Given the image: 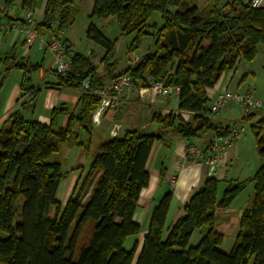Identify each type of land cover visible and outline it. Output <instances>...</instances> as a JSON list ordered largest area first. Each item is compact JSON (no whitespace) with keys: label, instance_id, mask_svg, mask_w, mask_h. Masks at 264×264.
<instances>
[{"label":"trees","instance_id":"16d2710c","mask_svg":"<svg viewBox=\"0 0 264 264\" xmlns=\"http://www.w3.org/2000/svg\"><path fill=\"white\" fill-rule=\"evenodd\" d=\"M14 3L4 0V6ZM36 4L37 0H21L22 6L31 9ZM65 5L69 8L63 12ZM78 12L72 0H46L36 29L49 31L54 21L64 31ZM154 13L161 15L159 28L149 23ZM89 17H115L120 35H133L128 53L140 47L144 36L153 35L152 48L129 74L137 86L161 80L179 87L178 110L189 112L191 118L157 111L153 116L159 125L156 131L132 129L105 139L90 167V192L84 200L80 194L71 196L63 206L57 194L68 171L63 168L61 146L81 145L78 130H87L100 99L82 93L79 110L70 113L66 127L58 124V116L66 113L62 108L52 110L50 124L28 120L20 109L15 110L0 130V264H264V134L260 128L255 136L263 162L251 177L231 182L220 199L219 180L207 178L165 234L172 199V193H166L152 213L138 256V242L131 250L123 247L127 237L141 231L134 213L149 184L147 161L154 141H166L169 134L190 139L216 131L207 89L239 60L256 57L257 45L264 43V6L252 7L240 0H206L202 7L197 0H94ZM86 36L105 49L101 62L106 72L100 73L89 56L73 51L70 70L56 74L57 85L79 89L88 76L92 84L100 85L113 78L119 64L116 42L93 24ZM1 62L9 64L6 71L24 72L23 92L33 88L31 73L39 64L11 62L8 57ZM248 116L246 112L240 121L246 122ZM252 183L250 206L243 210L236 243L226 253L220 249L224 236L215 229V211L230 207ZM86 226L89 233L80 242ZM201 227L208 230L191 244Z\"/></svg>","mask_w":264,"mask_h":264},{"label":"crops","instance_id":"0c3cea01","mask_svg":"<svg viewBox=\"0 0 264 264\" xmlns=\"http://www.w3.org/2000/svg\"><path fill=\"white\" fill-rule=\"evenodd\" d=\"M205 1L197 0V5L202 7ZM219 1L226 3L229 0ZM240 1L243 4L248 3L247 0ZM1 2L3 4L0 3V8L5 5L4 0H1ZM45 3L46 0H44L42 12L37 11L35 7L33 8L37 23L43 20ZM14 5L19 18L14 19L12 17L13 12H11L8 20L13 23L16 22L18 29L0 31V59L8 57L11 62L22 61L27 65L39 64V68L32 71L33 88L25 93L21 89L24 72L18 68H11L6 71L9 64L7 62L0 63V130L7 124L11 114L18 109L22 111L24 117L28 120L50 124L52 110L62 108L66 113L58 116V124L66 127L70 119V113H77L79 110L80 90L57 85L56 78L50 72L52 55H49L48 51L42 47L39 39H34L31 43L26 42V36L20 30L22 26L21 0H15ZM262 5L264 6V0H262ZM66 31L67 29L63 31V37L67 40L71 49L92 58L93 65L96 66V63H94L96 57L102 59L105 49L89 39L88 48L91 52L79 51L73 38L64 36ZM148 51H150V48H147L142 54ZM132 53L142 55L136 51L130 52L128 55ZM252 61H247L248 63L242 66V60H239L232 71L222 74L215 86L207 89L209 106L217 92L224 88L238 92L250 91L254 96L264 99V94H259L254 84L257 81V76L261 78L260 81L264 82V64L262 72L257 75L256 70L249 65V62ZM15 71H18L19 75L16 74L12 82L8 84L11 75ZM139 87L133 92L124 94V104L117 110H101L98 106L93 113L87 130H78L81 145L63 144V168L68 171V175L62 180L57 194V198L63 206L73 196L80 180L92 178L90 167L99 145L105 139L122 136L126 131L132 129H141L148 132L156 131L159 125L153 119V116L157 111L162 112L164 115L170 112L181 113L186 120L191 118L189 112L178 110L179 93L166 99L157 97L152 100L150 87ZM237 106L240 105L229 102L224 107V111L214 117V122L229 126L240 121L246 112L243 109L242 115H234L233 111ZM256 112L260 113L261 117H256ZM225 120L227 122H223ZM247 123L251 128V132L245 131L235 141L232 148L220 155L217 174H212L209 165L205 162L183 161L180 159L187 144H205L206 134L190 139L169 137L166 141H154L147 161V170L150 176L149 184L142 190L134 213V220L140 224L141 231L126 238L123 244L126 250H131L135 242H138L139 247L136 257L138 256L150 226L152 213L166 193L171 192L172 199L165 222V234L183 216L186 204L207 178L216 177L219 180L218 192L221 186L223 195L231 182L246 180L257 171L258 166L253 162L252 147H255L254 149L257 152L255 129H262L261 134H264V111H250ZM195 140L196 142H194ZM236 163L240 164L238 173L233 172L232 168ZM85 183L86 181L82 186H85ZM250 185L254 187L253 183Z\"/></svg>","mask_w":264,"mask_h":264},{"label":"built area","instance_id":"2783aa9c","mask_svg":"<svg viewBox=\"0 0 264 264\" xmlns=\"http://www.w3.org/2000/svg\"><path fill=\"white\" fill-rule=\"evenodd\" d=\"M247 2L252 7L262 6V0H247ZM16 10L14 4L0 8V31L18 29L16 22L13 23L8 20L11 12H13L12 17L14 19L17 20L19 18ZM20 10L22 11V26L20 30L24 32L26 42L31 43L34 39H39L42 47L52 55L50 72L55 78L58 72H68L73 50L63 37V31L57 29V23L51 22L49 31H38L33 9L21 5ZM127 59L131 68L138 62L140 56L132 53L127 56ZM149 87L152 100L157 97L166 99L179 93V87L166 85L161 80H153ZM139 88L129 71H127L111 78L103 85L92 84L91 76H88L83 80L79 90L81 94L85 93L98 97L100 99L99 109L114 111L124 104L123 97L126 92H133ZM229 102L241 105L245 112L264 111V99L255 97L252 92H238L224 88L219 90L213 98L209 106V116L214 119ZM245 124V122L241 121L235 122L229 125L228 131L224 133L225 126L218 123L211 141H207L203 145L187 144L180 159L183 161L205 162L209 165L211 173L217 174L220 155L232 148L235 141L246 131ZM172 180L174 181L175 179L173 178Z\"/></svg>","mask_w":264,"mask_h":264},{"label":"rangeland","instance_id":"374dc122","mask_svg":"<svg viewBox=\"0 0 264 264\" xmlns=\"http://www.w3.org/2000/svg\"><path fill=\"white\" fill-rule=\"evenodd\" d=\"M75 6H78L79 12L73 21V23L69 26L67 29L66 33L64 36H71L74 40L75 46L77 50H82L86 53L91 52L90 49L88 48L89 44V39L86 36V31L89 27L90 24L95 25L97 28H99L108 38L116 42V54L115 58L120 60L123 59L124 57L128 56L127 52V47L129 46L133 35L123 37L120 35V30H119V25L116 21L115 17H110L108 19L104 18H98V17H89V14L92 10L93 7V2L94 0H72ZM0 3L3 4V2ZM44 5V0H37V4L35 6V9L37 11L42 12ZM69 5H65L63 7V12L68 10ZM62 9V8H61ZM60 13V12H59ZM57 12V15L59 14ZM150 24H155L158 28L163 24L161 15L158 13H154L150 20ZM154 42V36L153 35H146L142 38L141 40V45L140 47L135 50L138 54H142L147 48H152V44ZM42 54V52H41ZM49 55H51L48 52ZM94 57V56H93ZM96 57V56H95ZM52 59V56H51ZM49 62H50V56H49ZM52 62V60H51ZM96 63L95 67L99 68V72H106V69L104 64L101 62V57H96V60L94 61ZM245 63H248L247 61H243L241 65H246ZM264 64V43L258 44L257 45V54L256 57L253 59L252 62H249V65L251 68L256 70L257 75L262 72V66ZM241 66V67H242ZM101 69V70H100ZM18 74V71H15L13 75H11L8 84L12 82V79L15 77V75ZM260 77L257 76V81L254 83L258 93L259 94H264V82L260 81ZM258 96V94H257ZM256 97V96H255ZM258 98V97H257ZM244 108L240 105L234 108V115L239 116L242 115V112ZM221 111H224L223 109ZM220 111V113H221ZM219 113V114H220ZM256 117H261L260 113H255ZM218 116V115H217ZM228 116V115H227ZM223 122H227L226 120ZM246 124V132H251V128L247 121L245 122ZM168 137H172L171 134H169ZM196 142V140L194 141ZM63 147V145L61 146ZM255 147H252V155L253 157V162L258 166V168L261 166L263 160L260 158L258 151L254 149ZM257 148V145H256ZM235 164V163H234ZM239 163H236L233 168V172L235 173L239 172ZM86 179V178H85ZM80 180L79 185L77 186L76 191L74 192L73 195H78L80 194V197L82 200L85 199L87 194L90 192L91 186H90V181L91 179L88 178L87 180ZM86 181L85 186L83 187L82 184ZM83 187V188H82ZM220 194V195H219ZM253 194V186L252 185H247L239 194V196L235 199V201L230 205L228 208H217L215 211V229L222 233L224 238H223V244L220 247V249L226 253L230 252L233 248V246L236 243V239L239 233V227H240V219L243 214V210L250 206V201L251 197ZM222 197V187H219V192H218V198L220 199ZM89 227V226H88ZM208 230L207 227H201L199 229H196V233L193 235V238L191 240V244H196L198 240L202 237V235ZM84 232V233H83ZM80 238V242L84 240V238L88 235L89 233V228L87 229V226L83 230ZM141 236V234H140Z\"/></svg>","mask_w":264,"mask_h":264},{"label":"water","instance_id":"95a60500","mask_svg":"<svg viewBox=\"0 0 264 264\" xmlns=\"http://www.w3.org/2000/svg\"><path fill=\"white\" fill-rule=\"evenodd\" d=\"M101 70V69H100ZM130 70V63L127 59V57H124L122 59V61L119 62V64L117 65L116 69L114 70L112 77H116L117 75L123 73V72H127ZM147 76V73L145 74V77ZM10 125H7L6 128H9ZM213 138V132H208L207 133V140L211 141Z\"/></svg>","mask_w":264,"mask_h":264}]
</instances>
